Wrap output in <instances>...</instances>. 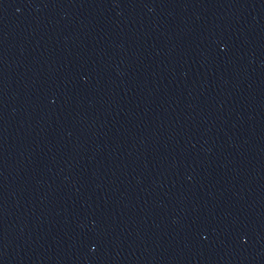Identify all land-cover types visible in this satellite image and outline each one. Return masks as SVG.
Segmentation results:
<instances>
[{"label": "water", "instance_id": "1", "mask_svg": "<svg viewBox=\"0 0 264 264\" xmlns=\"http://www.w3.org/2000/svg\"><path fill=\"white\" fill-rule=\"evenodd\" d=\"M0 264H264V0H0Z\"/></svg>", "mask_w": 264, "mask_h": 264}]
</instances>
